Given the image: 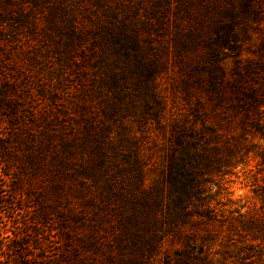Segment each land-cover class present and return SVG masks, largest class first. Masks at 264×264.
Instances as JSON below:
<instances>
[{
	"label": "trees",
	"instance_id": "16d2710c",
	"mask_svg": "<svg viewBox=\"0 0 264 264\" xmlns=\"http://www.w3.org/2000/svg\"><path fill=\"white\" fill-rule=\"evenodd\" d=\"M170 67L175 103L157 87ZM149 119L169 148L145 185L127 130ZM250 153L264 163V0H0V177L22 198L0 248L14 264H213L216 236L197 230L234 224L189 202ZM263 224L245 227L264 240Z\"/></svg>",
	"mask_w": 264,
	"mask_h": 264
},
{
	"label": "rangeland",
	"instance_id": "374dc122",
	"mask_svg": "<svg viewBox=\"0 0 264 264\" xmlns=\"http://www.w3.org/2000/svg\"><path fill=\"white\" fill-rule=\"evenodd\" d=\"M232 62L233 60L230 58L225 60L228 67L232 65ZM176 78V71L170 67L165 78L162 77L159 85H157L167 100L174 103L178 99L175 93L177 90ZM148 122L151 124L145 123L144 127L142 125L136 128L135 126L131 127L127 133L130 137V134L136 132L139 137L140 161L147 164L144 184L148 185L150 181L160 184L165 171V153L169 148L167 143L169 141L167 139L169 127L165 124V127L157 128L152 125L150 119ZM116 126L115 124L112 130L117 129ZM118 133L122 135V132L118 131ZM131 150V146L123 148L126 154H130ZM218 152L220 153L221 150ZM118 161L124 165L123 171H130L127 174L122 172L125 179L124 190L127 191L130 184L136 181V168L133 167L132 154L129 155L128 163ZM220 161L222 160L220 159ZM129 163L132 167L128 166ZM176 180L181 181L178 176ZM200 181L202 194L199 199L189 202L188 210H191L192 215H195L208 206L215 213L216 221H230L234 226L229 228L222 223H212L211 226L207 225L201 229L204 233L197 230L200 236L195 237L194 240L200 243L201 239L198 237L204 236L205 232L216 236V239L207 242L209 247L206 249H210L213 264H264V260L261 258L264 240H259V234L252 227H245L246 222L264 223V163H261L259 158L250 153L248 157H236L235 160L231 161V164L220 162L215 169L202 176ZM9 185L10 183L0 177V238L4 237L5 234L10 235L9 231H12L13 219L17 213L16 208L22 205L21 196L12 191L8 187ZM162 194V201H168L166 188L164 192L162 190ZM174 197L175 195L172 196V198ZM157 211L159 215L164 212L160 208ZM193 219L197 220L198 217ZM50 226L47 224L48 228ZM188 229H191V226ZM2 252L3 250L0 248V264H14L16 262L13 252ZM162 259L160 255L154 260H148L146 264H163Z\"/></svg>",
	"mask_w": 264,
	"mask_h": 264
}]
</instances>
